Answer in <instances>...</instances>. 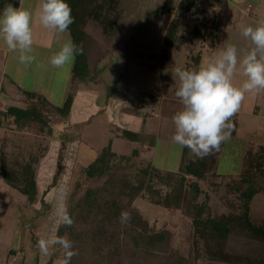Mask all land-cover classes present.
Listing matches in <instances>:
<instances>
[{
    "label": "rangeland",
    "instance_id": "374dc122",
    "mask_svg": "<svg viewBox=\"0 0 264 264\" xmlns=\"http://www.w3.org/2000/svg\"><path fill=\"white\" fill-rule=\"evenodd\" d=\"M159 1L126 3L122 17L115 18L110 34H105L101 24L92 23L100 28L93 30L100 34L92 36L102 44V49L95 48L91 54L89 72L83 78L73 77L74 62L64 69H56L49 63L61 45L72 38L69 31L58 36L35 19L37 29L33 38L52 46L45 47L33 40L32 55L35 58L28 65L20 63L19 53L10 51L0 38V111H6L11 105H30L25 93L16 87L45 93L55 105L61 106L69 95L75 100L80 89L86 87L98 94V106L109 98L104 110L93 114L90 120L84 113L81 117H74L72 107L67 116L47 110L48 124L43 131H33L31 121L16 125L12 119L0 114V151L4 150L19 163L28 162L32 156L37 158L34 168L38 188L37 200L30 203L23 193L7 184L0 175V264H62L64 253L58 246L51 249L48 256L41 255L37 247L39 239L47 238L53 232L68 239L76 237L72 236L69 227L61 234L59 228L64 225L58 224L53 216L57 191L61 187L67 189L69 210L88 189L93 188L102 207L119 200L125 204V211L131 214L129 222L120 223L115 228L108 227L105 233L98 231L102 213L96 215L92 210L85 214L77 225L81 244L74 246L73 251L76 250L77 255L72 257L70 264H133L146 249L127 236L134 230L152 240L153 253L146 251L142 264H173L179 262L180 256L188 258L191 264H264L263 241L231 235L224 244V251L232 256L231 260L215 257L208 250L207 240L195 232L193 220L185 209L163 204L174 185L167 175H182V163L196 159L185 148L181 164L176 166L181 148L171 139L175 132L172 117L182 105L175 95L179 83L175 69H184L187 64H192V56L200 52L201 66L229 44L235 45L241 55L250 49L251 42L243 37L240 25L255 27L264 22V0H247L240 9L234 7L236 0H198L203 9L201 14L179 10L180 0H165L161 5ZM254 3L258 5V14L249 17L244 10L241 11L245 5ZM120 4L123 5V0ZM132 11L140 14L139 20L129 17ZM217 15L221 25L214 47L209 37L191 38L196 23ZM174 20L179 21L180 27L168 58L163 61L150 57V54L160 53L168 26ZM41 73L43 78L42 75L37 78ZM245 79L238 72L233 83L240 86ZM88 105L89 110L95 109L90 103ZM127 106L138 110L137 116L141 117L140 122H136L139 128L132 126L139 131V141L121 136L128 119L122 108ZM152 111L168 120L169 139L165 146L168 144L167 152L171 150L170 169L175 170L165 168L156 159L155 148L150 146L154 136L147 131L155 133L158 127L157 119L146 120L145 116L152 115ZM79 118L83 120L79 121ZM234 121L237 129L234 131L233 125L230 139L215 151L214 167L204 180H200L203 192L198 201L205 202L204 214L212 217L227 214L231 209L230 202L239 200V192L230 190L229 184L235 187L240 183V174L246 168V154L252 151L256 155H264V90L246 93L239 111L230 122L233 124ZM110 141L118 155L114 161L116 165L102 179L89 178L86 167ZM187 180L190 182L196 178L189 175ZM132 184L139 185L136 193L129 190ZM251 218L258 225L264 224V191L258 192L253 199ZM124 229L129 232H124Z\"/></svg>",
    "mask_w": 264,
    "mask_h": 264
},
{
    "label": "trees",
    "instance_id": "16d2710c",
    "mask_svg": "<svg viewBox=\"0 0 264 264\" xmlns=\"http://www.w3.org/2000/svg\"><path fill=\"white\" fill-rule=\"evenodd\" d=\"M66 2L70 5L72 16L74 17V23L69 26V32L73 42L79 49H82V52L75 57L73 77L83 78L89 72L91 54L95 48L96 50L102 49L98 40L86 30V25L89 19H95L98 24H101L103 31L106 34H110L113 28L112 24L115 21V16L111 17V15L114 13L113 6L117 0H66ZM5 3L18 6L20 0H0V6H4ZM178 7L179 10L184 12H194L195 14L203 13V9L200 7L198 0H180ZM178 22V20L170 22L164 37L163 48L158 55L150 54V57L160 58L163 61L168 58L170 50L175 46L178 39L180 27ZM220 25L221 19L219 15L214 16L210 20L203 19V21L194 25L191 31V38L209 37L210 44L214 47L218 39ZM201 58V52L195 54L192 56L193 63L187 64L184 69H198ZM23 92L30 100V105H27V107L11 105L6 111H0L3 117L12 119L16 125H21L23 121L28 120L31 121L33 131H43L44 126L48 124L47 110H54L63 116H67L70 113L73 103V96L71 95L68 96L61 106L55 105L39 92L33 90H24ZM233 125L235 131L238 127L236 121L233 122ZM121 136L129 140H140L139 132L128 129H123ZM133 153L136 152L134 151ZM117 157L118 155L114 152L112 142L110 141L86 167L87 176L97 180L108 176L116 165L114 161ZM0 158V175L3 180L23 193L30 203H34L37 200L38 194L36 170L34 168V163L37 161V158L32 156L33 159L31 158L28 162L19 163L18 160L11 159L4 150L0 151ZM215 163V151L204 158L196 157V159L184 161L180 167L182 175H167L169 181H174V185H172L171 190L163 199V204L165 206L175 205L178 208L185 209V212L193 220L195 232L207 240L208 250L215 257L231 260L232 256L224 251V244L231 235L243 236L264 242V224L258 225L251 218V204L253 199L258 192L264 191V155L259 156L252 151L246 154V168L240 174V183L236 184L235 187L229 184L230 190L234 189L239 192V200L230 202L231 209L227 214L212 217L204 214L205 202H199L198 199L203 192L200 180H204L207 177L209 170L214 167ZM144 171V173H147V170ZM189 175L195 177L196 180L189 182L187 180V176ZM138 186L132 184L129 187L131 193H136L139 188ZM99 202L96 191L93 188L88 189L85 196L76 203L74 208L69 210L74 223L68 230L72 232V236H76L69 239L73 242V250L76 244H78L76 247L81 244L79 230H77L78 222H82L84 215L89 214V211L94 210L96 215L98 213L103 214L99 226L101 230L98 228L99 232L102 231V233H105L108 227L112 226L115 228L121 223L120 214L122 211H125V204L118 200L107 203L102 207ZM66 227L68 226H61L59 232L62 234ZM124 232L127 233L129 231L124 229ZM142 235L138 230L127 234L135 244H139L140 247H146L144 253L141 252L142 254H140L139 259L133 264H142L141 259L143 257L146 258V251L148 254L153 253L151 249V238ZM140 237H143V241L140 240ZM98 252L100 253V251ZM173 264H191V262L188 258L180 256L179 262H174Z\"/></svg>",
    "mask_w": 264,
    "mask_h": 264
},
{
    "label": "clouds",
    "instance_id": "9594fccd",
    "mask_svg": "<svg viewBox=\"0 0 264 264\" xmlns=\"http://www.w3.org/2000/svg\"><path fill=\"white\" fill-rule=\"evenodd\" d=\"M38 15L40 24L58 36L67 33L74 23L72 9L66 0H41ZM32 19L33 13L23 6L5 3L0 10V38L10 51L19 53V62L25 65L35 58L32 55ZM240 29L252 45L242 55L235 45L229 44L198 69H175L179 81L175 95L182 107L172 117L175 132L171 139L198 158L219 151L221 144L230 139L233 130L231 118L239 111L246 93L264 90V22L255 27L240 25ZM80 52L82 49L68 39L50 57L49 63L56 69H64L75 61ZM238 72L246 78L240 86L233 83ZM67 199V189H58L53 216L58 224L71 227L74 220L69 213ZM130 220L131 214L122 211L120 222L124 224ZM57 246L64 253L62 264H70L77 252L73 251V242L67 237L53 232L37 242L44 256L50 255V250Z\"/></svg>",
    "mask_w": 264,
    "mask_h": 264
},
{
    "label": "crops",
    "instance_id": "0c3cea01",
    "mask_svg": "<svg viewBox=\"0 0 264 264\" xmlns=\"http://www.w3.org/2000/svg\"><path fill=\"white\" fill-rule=\"evenodd\" d=\"M120 1L122 2V0H117L115 5L113 6L114 7V13H112L111 17L115 16L116 19L119 18L120 15L122 17L123 9L125 8L126 3L135 2L137 4V3H142V2H144L146 0H123V5L120 4ZM164 1L165 0H160L159 1V2H161L160 5L163 4ZM236 1L238 3L235 2L236 6H234V7L240 9L241 8V4L246 3L247 0H236ZM40 3H41V0H20L19 5L18 6H14V7H20V6L24 7L25 6L24 8L29 9L33 13V19H32V22H31V27H32V31L33 32H35V30L37 29V20H35V19H39L38 10H39V4ZM1 7L2 6H0V8ZM243 10L245 11V14L247 16L252 17V15H256V13L258 14V5H256L255 3L252 4V5H247V6L245 5L244 9H242L241 11L243 12ZM103 11L106 12L105 10H103ZM139 16H140V14L137 11H132V13H131V15L129 17H131L132 19L136 18L137 20H139L138 19ZM223 19H224V12L222 10V21H223ZM92 23H97V21L95 19H89V21H88V23L86 25V30L90 34L96 36V35H98L100 33L98 31L96 32V31H93V30L97 29V28L98 29H100V28L103 29V28H102V26H100V28L99 27H95V26H93ZM164 32H165V30H164ZM33 40L37 44L43 45L45 47H50L51 48V46H52V45H50L51 43L50 44L41 43L37 38H33ZM101 45L102 44L100 43V46ZM41 63H43V62H41ZM39 75H42V73L38 74L37 78H40ZM41 77L43 78V75ZM84 84L85 83L83 82V85ZM16 88L18 89V91H20L19 89H21L20 92L26 90V89H22L21 87H16ZM80 91L81 92L79 93V95L74 97L75 100H73V104H72L73 106H72L71 114H73L74 117H76V116L77 117H81V113H84V114H86L85 115L86 117L89 115V117L86 118V119H89L93 114L94 115H95V113L99 114L102 110H104L105 106L108 105V103H109V102L107 103V101L109 100V98H108L107 101L102 102V106H98L99 104H97V100H96V98L98 97V94L96 92H94V91H92L90 89H87V87L85 89H80ZM15 93H16V91H15ZM6 94L8 95L9 93L7 92ZM41 94L45 95V93H41ZM46 97L49 99L48 96H46ZM89 103H90V105L93 108H95L94 110H89L88 109V107H89L88 104ZM101 107H102V109H100ZM86 109H88V111H86ZM89 111H90V113H89ZM122 111H124V112L126 111L127 114H128L127 115L128 116L127 123L125 125L126 127H124L123 129H128V130H132V131H135V132H139L138 130H135L132 127V126H134L135 128H139V124L137 125V123H136L137 120L139 121V118H141V117L137 116V115H139L138 110H133L132 108H129L127 106V107L122 108ZM152 112H153L152 115L147 114L145 116L146 120L151 122L152 120H154V118H155V120L157 119V126L158 127H157L155 133L147 131V133L152 134L154 136L153 143L150 146H151V148H155V150H156L155 151L156 152V154H155L156 159L158 158V160H160L164 164L163 166H165V168H167V169L169 168L170 169L171 167L169 166V163H170V160H171V155H169V154H170L171 150H169L167 152V150L169 149L168 148V144L165 146L166 141L169 139V137L167 135V128H168L169 123H168V120L160 118V114L157 113L156 111H152ZM82 120L83 119L79 118V121H82ZM161 142H163V143H161ZM146 146H148V145H146ZM165 152H166L167 155L165 154ZM160 155L163 156V160H161L162 157ZM184 155H185V148L180 150L178 161L176 163L177 167L179 166V164H181V161H182V158H183ZM170 170H175V169H170Z\"/></svg>",
    "mask_w": 264,
    "mask_h": 264
}]
</instances>
